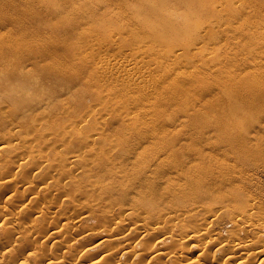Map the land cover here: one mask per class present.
I'll use <instances>...</instances> for the list:
<instances>
[{"label": "bare ground", "instance_id": "bare-ground-1", "mask_svg": "<svg viewBox=\"0 0 264 264\" xmlns=\"http://www.w3.org/2000/svg\"><path fill=\"white\" fill-rule=\"evenodd\" d=\"M221 18L227 22L222 38ZM46 28L62 32L67 44L54 40ZM74 36L77 42L69 40ZM44 80L62 81L67 90L85 87L93 102L78 113L70 98L53 99L64 121L49 134L41 131L55 125L52 111V116L39 112L42 108L35 116L23 113L27 136L15 145L25 149L27 158H18L24 160L20 169L30 162L53 167L27 138L48 135L47 142L53 137L62 172L70 174L72 163L80 160L92 177L70 193L91 190L100 201L113 196L129 201L134 206L124 209L117 222L129 225L128 217L143 215L132 227L136 232L151 229L145 218H183L188 211L170 207L178 201L164 207L158 202L168 194L188 199L190 190L194 202H211L199 224L217 213L233 222V238L223 244L230 262L221 264H264V203L253 194L250 175L264 173V0H0V116L14 113L18 102L30 103L31 90ZM110 109L128 113L115 139L105 135L104 115ZM4 147L0 141V151ZM63 149L75 153L66 156ZM131 157L144 165L127 171ZM41 169L24 182L35 195ZM51 207L37 208L39 215L47 216ZM53 227L41 236L43 249L57 231ZM184 230L188 242L213 237L208 231L195 233L192 224ZM205 262L210 261L203 250L194 264Z\"/></svg>", "mask_w": 264, "mask_h": 264}, {"label": "rangeland", "instance_id": "rangeland-1", "mask_svg": "<svg viewBox=\"0 0 264 264\" xmlns=\"http://www.w3.org/2000/svg\"><path fill=\"white\" fill-rule=\"evenodd\" d=\"M62 15V17H69L68 14ZM44 23L50 24L51 22L45 20ZM220 24V38H222L225 35L227 22L221 18ZM1 31H6V29ZM45 31L52 34L54 40H63V43L67 44L68 39L64 40L65 36L62 32L53 28H46ZM74 37L69 38V40L77 42L78 37ZM210 47V44L206 47V54H210ZM59 86L63 88L60 89ZM65 87L66 83L62 81L44 80L42 86L37 84L31 90L30 103H26L25 100L18 102L17 110L14 113L0 116V141L5 146L4 150L0 151V211H6L0 213V264H61L60 260H65L67 262L65 264H97L95 263L97 260H101L98 264H194L195 259L200 256L203 257V250L207 252L210 261L205 262V264L230 262V260H225L223 244L233 238L231 218L228 215L223 216L217 213L215 216L205 218L204 223L199 224L206 215L203 208L211 205V202L208 200L194 202L195 199L191 197L192 192L190 190L185 193L188 199L181 198L184 194L178 196L168 194L162 202H158L161 207H164L178 201V206L170 207L171 210L188 211L183 218L171 219L170 222L145 218L147 228H151L147 229L146 232L133 230V225L142 222L143 215L128 217L125 222L129 225L117 222L123 215L124 209L127 211L129 207L134 206L129 201L121 203L115 196L111 200L100 201L97 192H91V190L79 195H77L78 192L70 193V189L77 183L88 185L92 177L84 172L86 166L80 160H75L72 163L74 171H71L70 174L63 173L56 160L55 146H58V142L53 137L44 142L48 137L44 133L47 131L46 134H49L51 129L56 128L58 121H64L57 112L60 108L57 109L54 106L57 104L56 101L61 102L62 99L70 98L71 109L73 111L77 109L76 111L80 113L85 111L86 106L93 102V98L87 88L80 87L78 84L69 90ZM46 98L50 101L47 102ZM45 101L47 103L44 104ZM51 102L53 107L49 105ZM43 104L46 108L42 106ZM46 104L49 105V108ZM40 108L42 109L39 112L46 116H56L55 125L46 127V130L45 127H42L43 131L41 132L45 131L43 134L47 137H37L39 135L31 132L34 135H31V138L28 135L27 138L30 139V145H33L36 150L42 149L45 153V162L54 166L50 168L44 166L41 169L43 164L36 166V162H30L29 165L20 169L19 164L24 160L18 162V158L26 157V152L24 148L17 147L18 145L15 143L17 139L27 136L23 133L25 123L21 115L30 113L35 116L36 113H39L38 109ZM43 109H47V112L45 110L43 112ZM110 110L112 113L104 115L107 119L105 135L115 139L114 134H117L115 131L120 129V125L127 119L128 113L127 110ZM46 120L48 119L46 118ZM83 128V130L89 131V128ZM74 129L77 130V127ZM98 142L102 143L103 141ZM117 150L112 153V159L117 155ZM61 153L69 156L75 152L63 149ZM130 161H132L133 166L127 171L138 169L144 165V161L138 158L133 159L131 157ZM32 168L33 170H31ZM64 168L68 167L64 166ZM40 169L39 176L34 179L33 191L37 192L35 195L25 188L24 182L32 179L33 172ZM250 175L253 194L261 198L262 203H264V173L255 175L251 171ZM34 195L36 199L33 202L34 206L31 203L32 209L28 202ZM81 203L86 204V207L79 208ZM45 204L52 205V207L49 209L48 215L42 217L43 215H39L41 214L39 209ZM25 205L31 207L28 208L29 211L25 209ZM37 208L39 209L37 210ZM65 218L70 220L69 225L64 223ZM188 224L194 226L195 233L208 231L213 237L203 240L201 243L188 242L185 238L188 234L184 230ZM127 226L131 227L126 229ZM50 227L57 231L54 230L56 231L54 236L47 239V244L45 243L43 249L42 240L44 238L41 236L47 235V229ZM17 230L19 231L18 234L16 233ZM31 232L35 236L29 237ZM58 243L63 245L59 246ZM127 249L131 250L132 253L130 254ZM49 255L53 259H44V256ZM78 257L83 260L76 262Z\"/></svg>", "mask_w": 264, "mask_h": 264}]
</instances>
